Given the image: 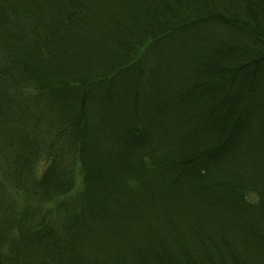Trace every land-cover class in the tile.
<instances>
[{
	"label": "trees",
	"instance_id": "1",
	"mask_svg": "<svg viewBox=\"0 0 264 264\" xmlns=\"http://www.w3.org/2000/svg\"><path fill=\"white\" fill-rule=\"evenodd\" d=\"M0 264H264V0H0Z\"/></svg>",
	"mask_w": 264,
	"mask_h": 264
}]
</instances>
